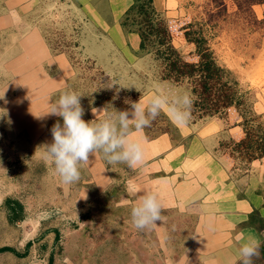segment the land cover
I'll list each match as a JSON object with an SVG mask.
<instances>
[{
	"label": "rangeland",
	"instance_id": "374dc122",
	"mask_svg": "<svg viewBox=\"0 0 264 264\" xmlns=\"http://www.w3.org/2000/svg\"><path fill=\"white\" fill-rule=\"evenodd\" d=\"M168 1L177 3V7L168 11L163 9L167 0H157L158 9L168 16L174 43L182 48L186 58L195 59L191 55L193 45L185 43L181 27L198 22L205 28L217 58L234 71L242 86L251 91L257 110L264 113V4H254L250 12L240 9L233 0H224V7L217 6L215 0ZM61 3V0H42L35 14L36 23L54 49L68 51L75 60L78 73L69 88L81 95L83 109L104 103L110 116L116 118L117 112L136 95L149 89H158L159 95L171 101L189 95L184 87L161 84L163 67L150 54H145L141 75L134 77L133 67L123 65L120 67L124 70L111 73L103 70V62L107 59L104 54L95 52V41L90 37L94 32L92 27L77 16L72 1L64 6ZM20 40L15 28L0 30V97L4 95L0 99V245L22 250L28 241L34 243L26 257L0 252V264H48L55 246L54 227L60 230L61 238L54 248L53 264H159L156 243L149 257H144L152 234L148 228L143 231L135 228L131 219L133 205L124 202L126 164L112 167V174L120 177L113 183L112 195L102 191L94 195L90 191L80 202L72 194L82 183L69 185L70 195L62 190L63 182L54 163L44 158V146L53 140L45 130L48 123L45 118L36 117L41 126L35 125L33 117L23 116L28 115L26 100L18 99L21 87H16V83H21V73L25 71L24 64L14 63V58L20 55ZM32 62L31 70L37 73L34 56L28 58V66ZM127 76L134 80L130 82ZM195 118L190 114L189 120ZM94 173L106 182L103 168H96ZM88 175L84 170L80 178L88 180ZM8 196L20 199L25 205L26 217L16 225L7 220L3 203ZM86 212L89 216L83 218Z\"/></svg>",
	"mask_w": 264,
	"mask_h": 264
},
{
	"label": "crops",
	"instance_id": "0c3cea01",
	"mask_svg": "<svg viewBox=\"0 0 264 264\" xmlns=\"http://www.w3.org/2000/svg\"><path fill=\"white\" fill-rule=\"evenodd\" d=\"M61 1L62 6L72 1L77 16L92 27L94 32L90 37L95 41V52L104 54L107 59L103 62V70L111 73L123 69L120 67L123 65L133 67L134 77L141 75L146 58L140 52L141 38L137 32H125L121 25V18L133 0ZM41 3L42 0H0V30L13 27L21 38L20 55L14 58V63L24 64L22 69L26 71L21 73V83H16V87H21L18 99H25V108H28V115L23 116L33 117L35 121L36 117L45 118L49 125L46 124L45 130L52 139L53 125L63 121L60 117L44 114L50 103L56 102L62 93L71 91L69 85L78 73V66L68 51L56 50L50 45L42 27L36 23L35 14ZM155 4L158 8L157 0ZM175 7L177 3L168 0L163 4V9L168 11ZM28 56L36 58L37 73L31 70L34 62L28 66ZM29 71L31 73L26 74ZM134 77L127 76L130 82ZM161 84L173 86L168 80ZM153 95H159V90L141 92L122 111H130L133 102L141 100L146 104ZM164 112L177 131L151 138L145 128L133 129L131 136L143 145L145 159L135 169L127 166L128 172L123 175L125 203L134 206L135 199L128 196L127 189L130 183H135L145 191L158 193L163 205V220L156 221V227L148 228L152 235L144 257H149L156 243L159 264H239L238 250L249 235L260 244L262 242L260 231L247 222L251 213L264 217V166L257 169V174L238 176L232 170L234 160L220 148L223 135L235 139L244 136L242 127L237 125L238 115L230 117L229 125L218 117L175 123L169 112ZM82 118L86 122L115 119L104 103L84 109ZM36 122L35 125L41 126L39 120ZM90 157L89 164L80 169L81 174L88 171L89 179L80 178L78 182L82 184L72 194L80 202L90 191L94 195L96 191L106 192L120 178L117 173L112 174L115 164L108 163L102 153ZM96 168L106 172V182L95 175ZM69 185L62 183L66 195H70Z\"/></svg>",
	"mask_w": 264,
	"mask_h": 264
},
{
	"label": "trees",
	"instance_id": "16d2710c",
	"mask_svg": "<svg viewBox=\"0 0 264 264\" xmlns=\"http://www.w3.org/2000/svg\"><path fill=\"white\" fill-rule=\"evenodd\" d=\"M215 1L217 6H225L224 0ZM233 1L240 9L250 12L254 4H264V0ZM121 25L125 32L139 34L140 52L143 55H152L153 59L163 67L162 80L171 81L176 86L188 90L192 99L190 114L196 117L194 122L218 117L229 125L230 117L233 114L238 115L237 125L242 127L244 136L235 139L223 135L219 146L234 160L232 170L236 175L257 174V169L264 166V113L257 110L256 100L251 91L242 86L234 71L217 58L203 25L191 22L181 27L185 43L193 45L191 55L194 56V60H188L182 48L175 45L174 31L170 26L169 18L157 8L155 0H133L121 18ZM135 99L137 95L129 103ZM145 129L151 138L163 132L177 131V127L164 111ZM114 186L108 189L106 194L112 195L115 191ZM3 205L11 225H16L25 219V205L20 199L8 196ZM88 216L89 213L86 212L83 218ZM247 223L255 226L262 235L259 256L253 258V264H264V217L251 213ZM52 231L55 248L60 242L61 233L57 227ZM33 243L32 240L28 241L22 250L12 245H0V252L26 257ZM54 248L49 254L48 264L54 263L56 250Z\"/></svg>",
	"mask_w": 264,
	"mask_h": 264
},
{
	"label": "clouds",
	"instance_id": "9594fccd",
	"mask_svg": "<svg viewBox=\"0 0 264 264\" xmlns=\"http://www.w3.org/2000/svg\"><path fill=\"white\" fill-rule=\"evenodd\" d=\"M80 97L75 91H66L56 102L50 103L49 110L44 114L60 117L63 121L62 124L57 122L53 125V140L44 146V158L54 163L65 184L77 183L81 167L89 164L90 155L95 156L96 153H102L110 164L123 163L133 169L141 166L145 152L143 145L132 138V130L141 131L150 126L165 110L175 123H185L192 105L188 94L172 101L163 95H153L146 104L140 100L131 104L130 111L117 112L115 119L86 122L82 118L84 109ZM3 98L4 95L0 97ZM96 111L93 109L94 113ZM127 193L135 199L131 219L137 230L156 227V221L163 220V205L158 193L145 191L135 183L129 184ZM259 248V240L249 235L238 250L241 264H253V258L259 256Z\"/></svg>",
	"mask_w": 264,
	"mask_h": 264
}]
</instances>
